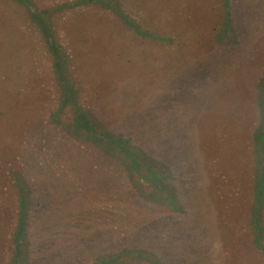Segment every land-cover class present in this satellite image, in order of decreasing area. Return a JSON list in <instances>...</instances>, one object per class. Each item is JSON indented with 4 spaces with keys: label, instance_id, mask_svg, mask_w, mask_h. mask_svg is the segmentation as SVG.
<instances>
[{
    "label": "rangeland",
    "instance_id": "obj_1",
    "mask_svg": "<svg viewBox=\"0 0 264 264\" xmlns=\"http://www.w3.org/2000/svg\"><path fill=\"white\" fill-rule=\"evenodd\" d=\"M32 1L48 10L78 0ZM118 5L128 24L95 3L51 13L49 41L67 57L80 105L166 168L159 182L173 210L144 197L164 195L117 156L70 137L69 110L52 123L60 92L47 43L26 10L0 0V264L12 252L17 183L30 202L71 195L38 219L29 207V264H95L125 249L162 264H264L255 140L264 131V0Z\"/></svg>",
    "mask_w": 264,
    "mask_h": 264
},
{
    "label": "trees",
    "instance_id": "obj_2",
    "mask_svg": "<svg viewBox=\"0 0 264 264\" xmlns=\"http://www.w3.org/2000/svg\"><path fill=\"white\" fill-rule=\"evenodd\" d=\"M12 1L19 7H22L24 10H26L30 23L45 39L47 48L49 50L48 52L53 59V73L60 92V97L56 112L50 115V119L53 121L52 123H54V121H57L60 125H62V122H60V116L64 114L66 110H69L71 116L68 122H64V128L63 126L62 128L70 137L75 139L77 142L84 144L85 146H91L101 150V152L106 154L108 158L117 156L122 161V163H124L123 167L126 170V174L130 175V173H134L138 179L142 178L143 180H147L150 183L152 182L151 188L155 191L156 189L159 190V192L164 195V197L162 198L159 194L150 193L148 195L144 194V197H146L151 202H158L157 199L166 201L165 205L169 206V208L173 210L174 201L171 191L170 189L168 190L165 185L159 182L160 177L162 178L168 176L166 168L155 163L152 160V156H149L148 154L145 155L139 148L129 145V139L124 138L121 135L108 132L88 110L84 109L80 105L78 99V86L76 82L71 78L67 57L62 48L57 45V43H55L54 41H49V38L51 39L49 15H51V13L53 12L61 11L65 8H75L83 4H99L105 9L111 10L116 17L128 24L130 20L124 17L118 5L120 0H78L69 4H60L55 8L48 10H38L34 6L32 0ZM225 1L228 3V0ZM122 18H124V20ZM131 29L137 34H143L137 28H135L133 24L131 25ZM222 37L223 36L219 37L220 41ZM259 135L260 136L256 135L255 140H257V143L259 144L260 151L262 150L261 161L263 162V164L260 167L259 181L258 179H256L257 203H261V197L264 192V139L260 140V138L264 135V131ZM101 170H103V165H100L98 168H92L90 177L100 178V176H102ZM142 171L145 174H142ZM157 175L159 176L158 178L156 177ZM16 186L18 197L16 227L11 240L12 252L8 264H29V252L27 251L26 240V237L28 235V220L32 216L29 214V207L30 209H34L33 213L35 214L33 218L38 219L39 217L36 215V212L39 213L45 210H50L51 212L54 208L51 207L52 203L60 204L64 201H70L69 198L71 197V195L69 194L70 191H68V193L60 191L57 194H47L45 192L42 193V195L44 197L48 195V199L43 198V201H41L34 197V199H32L30 202L27 193L21 186V184L17 183ZM165 187L167 188V190L165 189ZM49 213L46 214V220L48 221L50 219V217H48ZM256 229L258 230V233L255 240L256 242H258L260 233L259 228ZM125 250L107 259L100 258L95 264H120L123 261L137 262L139 264H162L160 260L150 252L140 250V254L136 255L131 254L130 252H126Z\"/></svg>",
    "mask_w": 264,
    "mask_h": 264
}]
</instances>
